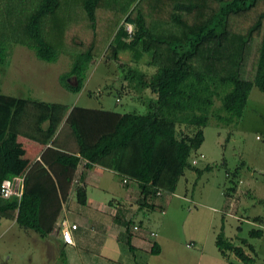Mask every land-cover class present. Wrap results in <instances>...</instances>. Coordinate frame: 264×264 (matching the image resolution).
Listing matches in <instances>:
<instances>
[{"label": "trees", "instance_id": "16d2710c", "mask_svg": "<svg viewBox=\"0 0 264 264\" xmlns=\"http://www.w3.org/2000/svg\"><path fill=\"white\" fill-rule=\"evenodd\" d=\"M18 1L26 15L20 26L22 37L17 41L46 61L70 53L71 68L59 80L71 91L82 90L89 67L107 47L110 60H118L121 52L133 51L136 59L146 54L148 64L155 68L148 73L127 65L122 76L134 90H149L152 97L146 113L75 106L65 124L76 149L62 150L54 138L53 147L42 154L43 162L28 168L21 198L7 199L0 194L1 216L16 219L20 226L42 236L54 230L61 195L63 199L68 196L81 159L89 166L101 164L119 171L123 178L135 179L142 203L154 208L148 199L159 191L164 193V188L175 190L187 169L200 176L218 165H198L199 159L205 158L199 149L214 96H221L227 113L217 117L233 123L242 117L252 88L264 91V0H70L67 8L63 0H25L24 6ZM6 2L0 0V11H6ZM46 28L55 34L54 39L44 37ZM7 55L0 40V65L6 63ZM66 110L61 103L13 96L0 89L3 131L17 133V126L26 122L25 116H36L37 136L33 137L47 143ZM182 124L194 125L196 130L183 133L178 128ZM18 146L14 135L0 145V186L5 178L27 169V159L14 162L23 154ZM112 159L117 160L115 165ZM194 159L198 162L193 163ZM220 164L225 165L223 161ZM227 172L230 184L225 185V195L239 183V168ZM74 188L77 201L86 204V187L76 183ZM263 234L261 227L249 231L250 237ZM216 245L228 260L233 255L243 264L255 262V245L244 237L235 242L225 234L224 226L217 233ZM159 251L154 244L152 252Z\"/></svg>", "mask_w": 264, "mask_h": 264}, {"label": "rangeland", "instance_id": "374dc122", "mask_svg": "<svg viewBox=\"0 0 264 264\" xmlns=\"http://www.w3.org/2000/svg\"><path fill=\"white\" fill-rule=\"evenodd\" d=\"M22 1V6H24L25 0ZM70 3V0H63V7L67 8ZM5 6L6 11H0V40L7 48L8 55L6 63L0 65L1 91L20 96H37V86L43 88L44 84L52 88L53 92L62 90L59 87L58 75L71 68L72 55L61 53L56 61H46L37 57L32 48L17 41V38L21 39L22 37L20 26L26 15V10L20 9L21 5L18 0H7ZM127 26L130 30L132 29L130 24ZM44 37L54 39L55 34L46 28ZM107 52L108 47L94 59L88 70L85 87L80 93L72 95L73 100L71 97L69 100L75 101L79 105L103 106L121 112L146 113L148 99L152 97L149 90L139 92L130 85L127 86L128 81L123 84L121 81L125 70H127V65L137 66L148 73L155 71V68L148 64L149 57L143 54L141 58L136 59L133 51H124L120 53L118 60H110L107 58ZM123 62L124 65H122ZM74 79L73 77V82ZM215 85L220 89L218 85L221 84L217 80ZM39 92H43V90L40 89ZM214 100L215 103L209 112L210 121L205 127L206 139L201 146L206 158L199 159L198 165L203 166V160L218 165L212 171L205 172L200 176L195 170L187 169L179 177L175 190L164 188L163 195L156 196L154 200L165 203V213L159 206L150 212L146 211L148 209L146 206L140 207L138 201L130 202V206L139 211L134 219L142 217L143 214L149 215L151 219L149 231L156 229L158 235L161 234L164 239L162 257L159 259L154 257L152 264H190L193 261L196 264L201 257L202 250H205V256L199 262L209 263L213 255L211 250H218L215 239L222 225H224V232L227 236L236 238V235H240L248 238L257 249L254 264H264V235L262 237L249 236V231L255 227H261L264 231V223L262 227L235 217L238 212L244 216L257 215L264 220L263 172H260V169L255 171L256 179H258L254 184L256 190L244 195L243 199L247 203L245 202L240 208L237 206V201L234 210L231 209L232 211L227 213L225 208L230 198L223 195L222 198H226L227 201L224 208H221L218 202L221 203L222 199L219 200L220 196L216 193L219 192V189L223 191L226 184H230L229 181H226L225 166L220 164L223 160L222 157H225L227 165L233 170L240 166L243 159L255 164L261 163V165L256 164L257 166H264V91L257 87L252 88L242 117L233 123H226L217 117L226 116L227 113L222 108L221 96L215 95ZM178 128L183 133H193L196 130L194 125L182 124ZM116 163L117 160H111V164L115 165ZM170 166H174L173 161ZM247 168L246 165L243 170ZM120 177L122 179L124 175L120 174ZM131 182L134 184H132L133 188L138 189L135 184L137 181L131 179ZM113 183L112 191L97 189L98 196L108 200L113 196H119V191L128 190V187L118 179ZM213 206L218 208L217 212L212 209ZM88 211L90 212V209ZM213 214H215V218L210 220L211 217L213 218ZM0 220H2L0 221V264H59L54 261V258L48 257L43 247L38 245L41 244V241L34 231H30L32 237L25 233L23 235L18 229V225H11L7 221L9 219ZM239 224H242L240 229L238 228ZM120 246L123 258L128 261L135 259L137 262H141L151 259L150 253L141 249L133 251L127 242L120 243ZM85 248L99 249L93 243ZM94 260L100 264V261L105 258L97 254ZM110 264L119 263L110 261Z\"/></svg>", "mask_w": 264, "mask_h": 264}, {"label": "crops", "instance_id": "0c3cea01", "mask_svg": "<svg viewBox=\"0 0 264 264\" xmlns=\"http://www.w3.org/2000/svg\"><path fill=\"white\" fill-rule=\"evenodd\" d=\"M45 70L47 71V69ZM59 76L60 75H58V78ZM121 82L123 84L126 81L122 80ZM59 85H60L59 86L60 89L62 90H56L55 92L51 91L52 88H49L48 85L44 84L43 88L37 86V96H30L39 101H43L46 103H50V104L61 103L67 106V110L65 112L63 121L60 123L59 127L57 128L54 137L51 140H49L47 143H43L38 138L33 137V136H37L34 135L36 134L35 131L36 126L38 128V125L35 122L36 116L30 115L29 118L25 116L26 122L23 121L20 123L19 126H17L18 129L20 130L17 133L9 130L3 131L2 129H0V132H2L1 140H0L1 146L4 145L5 142L11 139V135H14L16 143L19 144L17 149L23 150V154L21 155L20 153L18 157L14 160V162H16L17 160L19 161V158L27 159V162H29L27 169L22 171V173L10 176V178H13V180L17 184L22 183L24 186V177L28 168H30L31 165L34 164L35 162H43L42 154L47 147H53L52 141L54 138L56 142H58L60 149L65 151L68 150L74 151L76 149V142L74 136L72 135V132L69 129V127L65 124L66 117L75 106L110 109L103 106L96 107V106H88V105H79L77 102L71 100H73L72 95L74 94L76 95L80 93L81 90L78 92L71 91L65 88L60 83V80H59ZM40 89L43 90V92H39ZM10 95L18 96V97L20 96L15 94H10ZM69 97H71V100H69ZM31 119H33L34 121H30ZM205 139H206V133H205ZM201 149L202 147H200L199 153H204V151H202ZM222 158H223L222 161L225 163L224 166H225L226 181H229V179H227L228 177L227 169L230 170L233 169L227 165V161L225 160V157ZM203 162H204L203 165L209 163L207 160H203ZM256 164L261 165V163H256ZM256 164L252 163L251 161L247 162L245 159H243L240 166L236 167L239 168V172H238L239 183L237 184L236 187H234L235 189L231 190L230 191L231 193L227 195H225L224 189L223 191L219 189V192H216L220 196L218 197V199L219 200L220 198L222 199L221 203L220 201L218 202L221 208H224L225 203L227 201L226 198H222V197L226 196L230 198L229 199L230 201L227 203V206L225 208L227 213L231 209L234 210L237 201H238L237 206L239 208L243 206V204L246 202V200L243 199L244 195L250 192L253 193V191L256 190L254 184L257 183L258 179H256L257 176L255 171H258V169H260V172H263L264 175V166L263 165L257 166ZM246 165L248 166V168L243 170L244 166ZM119 173H120L119 171L113 168H109L97 163L89 166L85 159H81L77 167L74 182L71 185V189L68 193V196L63 199L61 195V211L59 213L55 228L53 231H51V233H49L46 236H42L39 232L35 231L34 229L20 226L16 219L7 218L9 219L7 221H9L11 225L14 226L18 225L17 227L22 232L23 235L26 234L32 237L30 231L31 230L34 231V233L37 235L38 239H40L42 244V245L41 244L38 245L43 247L48 257L54 258V261L58 262L59 264H98V262L94 260V257L97 254H100L101 257L105 258V260L100 261V264H110V261L119 264H152L151 262L152 260H154L153 259L154 257H158L157 259L162 257V253H163L162 242L164 241V239L163 237H161V234L158 235V231H156V229H152L151 231H149L148 228L151 224V219L149 215L143 214L142 217L136 220L134 219L135 216L139 213V211L136 208H132L130 206V202L132 200L138 201V203H140L141 205L140 207L146 206L148 208L146 209V211L148 210L150 212L159 206L160 208H162L161 210L164 211L163 213H165L166 211L164 208H166V205L161 201H155L154 198L156 196L150 197V199H148L149 203H153L155 205L154 208L153 206L151 207L144 205L141 200V191L138 183H135L137 184L138 189L133 188L134 184L133 182H131V179H129L128 182H124L123 178L121 179L120 177L121 173L120 174ZM116 179H118L121 183H124L125 186L128 187V190L126 189L125 192L119 191L120 193L119 196L117 197L113 196L112 199H108V200L102 199V197L98 196L99 193L97 189L99 188H102L107 191H112L113 188L112 185L114 184L113 182H115ZM76 183H80L86 187L87 190L86 204H81L77 201L76 192L74 188ZM207 193L211 194V192L208 191ZM159 195L162 196L163 193ZM263 197L264 195L262 196V198ZM88 209H90V212L88 211ZM212 209L216 212L218 210V208L215 206H213ZM222 215H224L223 212ZM256 216L257 215L244 216L238 212H236L235 215V217L240 219L241 221L247 220L249 222H252L251 224L262 226L264 220L256 219L255 218ZM5 218H6L5 216L0 215V219H5ZM64 218H67L71 223H75L78 225V228L73 230V238L75 244L66 243L60 234V222ZM214 218H215V214H213V218L211 217L210 220L211 219L213 220ZM224 218L225 217L223 216V219ZM134 224L139 225L140 229L134 230L133 228ZM238 228L239 229L242 228V224H239ZM153 231L157 233L156 236H153L151 234V232ZM228 237L233 238L235 242H238L241 236L236 235V238L230 236ZM122 242H127L130 249H132L133 251L137 249H141L146 253H150L151 259L141 262H137L135 259L129 261L124 259L122 248H120L121 247L120 243ZM46 243H48L49 245H47ZM92 243L94 244L95 247L99 249L90 250L85 248V246H90V244ZM154 244L160 247L159 253L152 252V247ZM201 252H202L201 257H199L200 259L198 258L199 260H202L205 256V250L204 251L202 250ZM211 252L213 254L210 258L211 260H209V263L206 264H229L230 260L233 261L234 264H243L241 261L237 260L233 255L230 256V260L223 257L220 253L219 248L217 251L211 250ZM199 260L196 264H205L199 262ZM193 262L190 264H195Z\"/></svg>", "mask_w": 264, "mask_h": 264}, {"label": "built area", "instance_id": "2783aa9c", "mask_svg": "<svg viewBox=\"0 0 264 264\" xmlns=\"http://www.w3.org/2000/svg\"><path fill=\"white\" fill-rule=\"evenodd\" d=\"M193 163H197V160L194 159ZM124 182L129 181V177L123 178ZM0 194L4 198H21L23 194V184L22 183H16L13 178H5L0 186ZM158 194H162L161 191L158 192ZM78 225L75 223H71L67 218H64L60 222V234L63 238V240L68 244H75L74 238H73V230L77 229ZM134 230H139L140 226L137 224L133 225ZM153 236H156V232H151Z\"/></svg>", "mask_w": 264, "mask_h": 264}]
</instances>
